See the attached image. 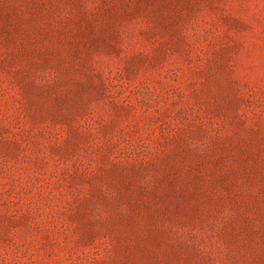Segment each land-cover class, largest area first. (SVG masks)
I'll list each match as a JSON object with an SVG mask.
<instances>
[{
	"label": "rangeland",
	"instance_id": "rangeland-1",
	"mask_svg": "<svg viewBox=\"0 0 264 264\" xmlns=\"http://www.w3.org/2000/svg\"><path fill=\"white\" fill-rule=\"evenodd\" d=\"M0 264H264V0H0Z\"/></svg>",
	"mask_w": 264,
	"mask_h": 264
}]
</instances>
